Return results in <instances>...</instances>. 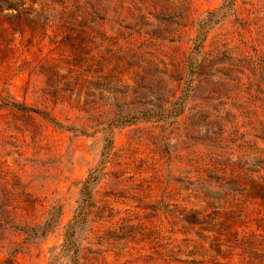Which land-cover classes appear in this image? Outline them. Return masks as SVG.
<instances>
[{"label":"rangeland","instance_id":"1","mask_svg":"<svg viewBox=\"0 0 264 264\" xmlns=\"http://www.w3.org/2000/svg\"><path fill=\"white\" fill-rule=\"evenodd\" d=\"M74 212V264H264V0H0V264Z\"/></svg>","mask_w":264,"mask_h":264},{"label":"trees","instance_id":"2","mask_svg":"<svg viewBox=\"0 0 264 264\" xmlns=\"http://www.w3.org/2000/svg\"><path fill=\"white\" fill-rule=\"evenodd\" d=\"M220 9H221V7H218L217 9L210 11L207 15L211 16L215 13H218L220 11ZM221 13L223 15L225 13V11H223ZM206 21L204 19V20H201L200 22H198L196 24V31H195V34H194L192 40H191V47H190V51H189L190 53H192V52L196 53L199 50V48L201 46L202 39H203L202 29L204 28V24H206ZM187 60H188V65H187L188 72L191 73L194 70V66H193V61H192V58L190 55L187 57ZM188 83L189 82H187L186 87H189ZM178 99H182V97H180V98L178 97ZM2 105L10 106V107H13L16 109H24V110L28 109L23 104L16 103V102H3ZM178 113H179V110L177 109L172 115H177ZM156 114H157V112L151 113L149 111H142V112H137V113H132V114H125L122 116L121 125L122 126L128 125V124H131L137 120L148 121L153 116H155ZM95 179H96V176H94L92 174V172L90 171L86 174V177L82 181H80V184L82 186L81 190L84 191L83 189H86V192H83V193H85V195H83V197L81 199L82 205L85 203V201L87 203L88 199L90 198L91 185ZM77 215H78V212H74V215L72 216L71 221L65 226L64 234H63V241L61 244L62 248L71 249V254L73 257L72 258L73 264L75 263V260H76L75 255L77 253V248L75 247L73 241L71 240V236L73 233V225L77 220V218H76ZM41 224L43 226L45 225V223H41ZM10 225L12 227H18L19 229H31V228L39 226V225H33L31 227H22V226H15L14 224H10Z\"/></svg>","mask_w":264,"mask_h":264}]
</instances>
